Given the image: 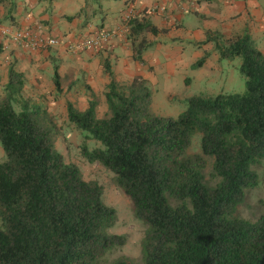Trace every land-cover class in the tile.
I'll use <instances>...</instances> for the list:
<instances>
[{
    "label": "trees",
    "instance_id": "1",
    "mask_svg": "<svg viewBox=\"0 0 264 264\" xmlns=\"http://www.w3.org/2000/svg\"><path fill=\"white\" fill-rule=\"evenodd\" d=\"M159 32L142 15L129 20L135 60L151 45L145 33ZM217 51L240 58L244 92L190 97L177 118L151 115L146 81L117 85L107 62L105 116L97 117L95 101L84 111L67 102L68 122L85 142L100 144L89 149L84 142L81 156L114 174L146 225L141 262L119 257L110 264H264V216L237 215L264 159V54L248 36L217 44ZM53 83L60 91L56 66ZM23 84L9 69L0 100V264H102L126 243L109 233L116 211L103 203V188L57 151L55 118L22 98ZM195 137L200 154L189 153ZM209 161L213 184L204 176Z\"/></svg>",
    "mask_w": 264,
    "mask_h": 264
},
{
    "label": "crops",
    "instance_id": "2",
    "mask_svg": "<svg viewBox=\"0 0 264 264\" xmlns=\"http://www.w3.org/2000/svg\"><path fill=\"white\" fill-rule=\"evenodd\" d=\"M153 8L158 10L151 12ZM131 13L133 18L142 15L160 31L145 33L151 45L142 62L135 60L127 40ZM37 26L42 27L44 36L56 39L57 45L31 50L1 34L2 29L14 32ZM101 32L112 34L104 46H78ZM243 36L264 54V0H0V94L3 98L9 69H13L23 77L22 98H41L45 84L47 89H55L56 66L60 91L55 89L54 98L77 92L78 98L84 97L78 105L65 103L84 111L95 101L96 114H106L105 94L111 81L105 72L106 62L120 86L140 76L147 86L149 82L199 84L207 91L215 80L231 82L241 64L240 58L222 59L217 44L226 45ZM201 59L203 65L194 68ZM228 93L229 89H223L219 94ZM37 99L32 102L47 110ZM82 100L86 105L80 107ZM4 159L0 146V162Z\"/></svg>",
    "mask_w": 264,
    "mask_h": 264
},
{
    "label": "rangeland",
    "instance_id": "3",
    "mask_svg": "<svg viewBox=\"0 0 264 264\" xmlns=\"http://www.w3.org/2000/svg\"><path fill=\"white\" fill-rule=\"evenodd\" d=\"M225 67V65H222V68ZM234 72L235 77L232 78L231 82H220L214 79L215 81L208 85L207 91H204L199 84L188 86L174 83L172 86H168L163 83L154 84L149 82L148 86L153 94L149 113L162 117L177 118L186 109V102L190 97H214L223 89H229L230 93H243L245 90L244 78L240 72L235 70ZM48 86V84H45V87L41 91V98H32V101L37 99L36 101L43 103V106L55 118V122L60 128V134L55 139V148L64 156L67 163H74L79 167L85 181L97 182L103 188V203L116 211V222L109 229V233L122 235L126 238V243L122 247H117L108 252L101 260V263L110 264L119 257H125L132 262H141L140 243L146 225L135 217L134 207L129 198L115 184L114 174L98 163L90 164L83 159L80 152V147L85 142L83 135L67 120L65 101H71L74 105H78L79 99H83L84 97L78 98L77 92H70L62 94V97L54 98L53 93L55 89H47ZM61 86L65 88V83L61 82ZM86 97H89V95H86ZM1 99L3 98L0 94ZM83 105L86 104L82 100L80 101V107H83ZM15 108L18 110L16 105ZM104 116L103 111L97 113L98 118ZM85 143L89 149L100 146L96 141H87ZM189 153H201L199 137L193 139V146ZM254 169L259 177L258 185L256 188L246 191L244 202L237 207V215L249 221H255L264 216V159ZM210 171L209 161L204 170V176L209 184H213L209 174Z\"/></svg>",
    "mask_w": 264,
    "mask_h": 264
},
{
    "label": "built area",
    "instance_id": "4",
    "mask_svg": "<svg viewBox=\"0 0 264 264\" xmlns=\"http://www.w3.org/2000/svg\"><path fill=\"white\" fill-rule=\"evenodd\" d=\"M157 8H153L151 12H155ZM129 15H133L132 13ZM133 18V16L131 17ZM1 34L8 37L16 44H22L31 50H36L43 47H50L57 45V40L54 38H48L43 35L42 27H34L33 30H21L11 32L7 29H2ZM112 34L109 32H101L98 35L83 40L78 46L81 49H92L104 46L110 41Z\"/></svg>",
    "mask_w": 264,
    "mask_h": 264
}]
</instances>
